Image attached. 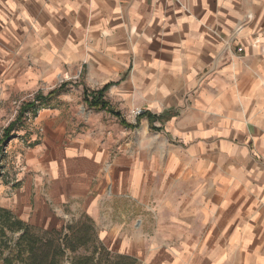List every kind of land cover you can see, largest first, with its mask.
Here are the masks:
<instances>
[{
  "label": "crops",
  "instance_id": "obj_1",
  "mask_svg": "<svg viewBox=\"0 0 264 264\" xmlns=\"http://www.w3.org/2000/svg\"><path fill=\"white\" fill-rule=\"evenodd\" d=\"M76 80L139 126L63 93L20 149L13 216L159 211L162 232L133 238L188 245L172 264H264V0H0V88Z\"/></svg>",
  "mask_w": 264,
  "mask_h": 264
},
{
  "label": "rangeland",
  "instance_id": "obj_2",
  "mask_svg": "<svg viewBox=\"0 0 264 264\" xmlns=\"http://www.w3.org/2000/svg\"><path fill=\"white\" fill-rule=\"evenodd\" d=\"M1 84V83H0ZM63 86V91L60 94H57L55 91H58L59 87ZM73 89H80L81 91V100L78 101L80 112L83 114L84 117L90 119L94 113H96L95 109H90L87 104L83 103V96L84 90H89L86 88L82 81H75V82H60L57 86L53 87L52 89L43 91H37L34 93H20V94H6L8 92V88L4 89L2 86L0 88V208L7 209L8 206L12 204V197L10 196L11 193L17 188L18 183V175L25 170L24 163L22 161V153L21 148H26L32 144L30 141L32 137L31 126L35 121L38 113L43 110L46 106L53 104L64 93H69ZM92 90V89H91ZM89 90V91H91ZM94 91V90H93ZM105 96V95H104ZM79 98L77 96L76 100ZM35 105L36 108H29L24 109V106L30 103ZM46 103L43 108H39L40 103ZM106 102V101H105ZM108 103V102H107ZM54 105V104H53ZM112 108V105H110ZM113 109V108H112ZM114 110V109H113ZM104 112V111H103ZM118 112V111H116ZM106 113V112H105ZM119 113V112H118ZM107 114V113H106ZM120 114V113H119ZM131 115L135 118V123L131 126H136L137 128L140 123L141 116L143 115V111L141 109L134 110L131 112ZM108 121H110L109 125L113 126V129L124 127L121 121H125L126 124L128 122L125 118H115L114 116L107 114ZM149 119V118H148ZM155 121V122H154ZM156 121H160L161 126L166 121V118H153L152 121H149V132L155 133L156 131L162 130V127H155L154 124ZM163 121V122H161ZM107 122V121H106ZM130 125V124H128ZM126 127V126H125ZM128 128V127H127ZM133 129V128H131ZM152 129H156L155 131ZM8 189V191H7ZM5 193L7 195L5 196ZM10 193V194H9ZM109 206V203H106ZM9 211V210H8ZM79 212H65L67 217L64 218L62 221H43V222H32L30 223L29 220L31 217H28V221H23L29 226H33L40 231H49L53 230H60L63 227L64 223H67L74 220H79L82 216L88 217L84 213ZM99 216L93 218V220L88 217L94 229L97 233L98 241L104 245L109 253L120 254V255H129L134 260H136V264H172L175 263L176 260L180 261V257L182 258V251L188 247V245L174 243L171 245L165 244H158L152 245L146 239H142L140 242L139 239L133 238V235L137 236V233H134V228H139L143 231V236L146 233H151L152 231L155 232H162V223L161 219L163 214L159 211L157 212H150L148 214H144V212H140L137 209L133 208L130 209V213L126 215V218L121 217L118 213H115V209L109 210L108 207L105 209L100 210ZM141 218L146 220L147 228H145V223L140 224ZM163 220V219H162ZM136 221V222H135ZM144 224V225H143ZM148 225H151L150 228ZM155 225L159 226L160 228H154ZM122 226L123 231L121 232H114L111 231V227ZM153 228V229H151ZM176 233V230L171 228L170 234ZM14 236V238H16ZM146 237V236H145ZM131 239V240H130ZM130 240V241H127ZM127 241V242H125ZM149 243V244H148ZM2 264V263H0Z\"/></svg>",
  "mask_w": 264,
  "mask_h": 264
},
{
  "label": "trees",
  "instance_id": "obj_3",
  "mask_svg": "<svg viewBox=\"0 0 264 264\" xmlns=\"http://www.w3.org/2000/svg\"><path fill=\"white\" fill-rule=\"evenodd\" d=\"M60 86L57 94L63 91ZM109 85L100 90H84L83 103L121 119L105 102ZM47 105L40 103L39 108ZM36 108L31 102L24 109ZM151 121L150 116H148ZM122 125L134 128L121 121ZM156 130V129H152ZM18 236L14 238V236ZM0 263L2 264H136L131 256L109 253L97 239L91 220L82 216L64 223L58 230L40 231L6 209L0 208Z\"/></svg>",
  "mask_w": 264,
  "mask_h": 264
},
{
  "label": "built area",
  "instance_id": "obj_4",
  "mask_svg": "<svg viewBox=\"0 0 264 264\" xmlns=\"http://www.w3.org/2000/svg\"><path fill=\"white\" fill-rule=\"evenodd\" d=\"M238 51H240V49H238Z\"/></svg>",
  "mask_w": 264,
  "mask_h": 264
}]
</instances>
